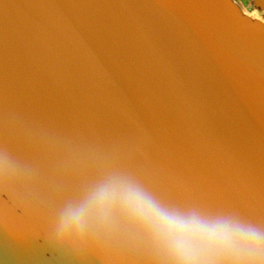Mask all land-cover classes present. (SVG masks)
<instances>
[{
  "label": "water",
  "instance_id": "water-1",
  "mask_svg": "<svg viewBox=\"0 0 264 264\" xmlns=\"http://www.w3.org/2000/svg\"><path fill=\"white\" fill-rule=\"evenodd\" d=\"M0 141L43 194L0 202V264H75L48 202L96 162L264 225V0H0Z\"/></svg>",
  "mask_w": 264,
  "mask_h": 264
},
{
  "label": "clouds",
  "instance_id": "clouds-1",
  "mask_svg": "<svg viewBox=\"0 0 264 264\" xmlns=\"http://www.w3.org/2000/svg\"><path fill=\"white\" fill-rule=\"evenodd\" d=\"M39 178L34 161L0 141V202L23 211L42 200ZM48 203L44 242L75 264H264V225L164 201L113 164L94 163L76 195Z\"/></svg>",
  "mask_w": 264,
  "mask_h": 264
}]
</instances>
